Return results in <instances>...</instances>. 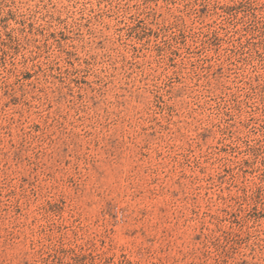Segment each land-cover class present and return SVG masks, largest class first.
<instances>
[{"label": "rangeland", "instance_id": "rangeland-1", "mask_svg": "<svg viewBox=\"0 0 264 264\" xmlns=\"http://www.w3.org/2000/svg\"><path fill=\"white\" fill-rule=\"evenodd\" d=\"M0 264H264V0H0Z\"/></svg>", "mask_w": 264, "mask_h": 264}]
</instances>
